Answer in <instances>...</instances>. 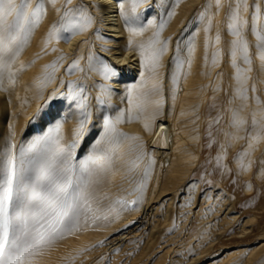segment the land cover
Returning <instances> with one entry per match:
<instances>
[{
    "label": "rangeland",
    "instance_id": "374dc122",
    "mask_svg": "<svg viewBox=\"0 0 264 264\" xmlns=\"http://www.w3.org/2000/svg\"><path fill=\"white\" fill-rule=\"evenodd\" d=\"M250 4L247 15L254 18L252 31L263 73L264 35L256 30L263 10L254 0ZM15 41H7V54ZM245 45L247 60L242 47L232 60V85L226 69L222 67L221 74L214 67L217 48L208 47V54L201 56L189 116L202 130L187 140L194 148L187 152L192 153L189 159L194 167L177 182L175 158L163 159L146 140L144 130L123 128V123L135 124L138 119L122 114L117 120L124 137L122 171L114 178L106 167L108 160H100L92 149L93 141L115 126L113 103L102 97L107 88L100 84V111L90 106L85 88L71 79L80 68L75 60L64 62L63 55L55 54L43 63V77L37 81L39 104L21 131L12 126L13 89L5 87L0 70V150L15 145L18 167L27 168L29 160L62 149L77 185L76 215L58 225L60 230L26 264H264V77L257 71L249 40ZM175 56L174 89L182 81L181 74L189 73L188 68L178 67V51ZM236 57L241 59L237 67ZM104 64L101 61V74ZM58 75L62 78L56 80L57 90L51 93L50 83ZM70 94L84 108L78 109L79 122L72 136L61 137L59 127L49 128V124L57 118L68 119L65 109L59 108L71 101ZM158 105L161 112L166 110L164 97ZM50 108L55 112L49 116ZM156 178L161 179L158 193L165 195L152 199L148 191Z\"/></svg>",
    "mask_w": 264,
    "mask_h": 264
},
{
    "label": "bare ground",
    "instance_id": "6f19581e",
    "mask_svg": "<svg viewBox=\"0 0 264 264\" xmlns=\"http://www.w3.org/2000/svg\"><path fill=\"white\" fill-rule=\"evenodd\" d=\"M250 1L230 0L227 6L226 0H220L217 7L216 0H71L70 3L68 0H31L32 6L42 5L41 18L29 32L20 34L10 54L6 53L7 41L0 46L3 84L13 89L12 126L21 131L39 104L37 81L43 77L40 73L43 63L55 54H59L58 57L63 55L62 61L75 60L80 65L71 79H74L78 86L85 88L90 106H95L97 112L100 111L97 89L100 84L106 85V94L102 97L110 99L113 103L112 118L114 116L115 126L106 131L104 136L93 141L92 149L97 157L101 156L100 160H108L106 167L111 170L114 178L122 171L124 137L119 129L125 128L130 131L144 130L146 140L157 149L163 159L175 158L176 171L173 175L176 176L174 182H177L179 177L186 175L194 167L189 159L192 153H187L190 148L192 151L194 148L190 147L187 140L198 131L201 132L202 128H196L189 113L193 111L191 99L195 91L194 85L198 83L199 69L203 61L201 56L208 54V47L217 48L219 58L214 67H219L221 74L225 68L232 85L233 41L238 39L233 34L232 26L235 23L244 44L249 40L251 52L257 62V71L262 73L256 48L257 38L253 36L252 31L254 18L253 15H247ZM254 1L263 10L256 30H261L264 35V0ZM237 10L238 22L233 20ZM158 11L161 13L159 18ZM81 13L91 17L90 26L84 30H72L73 25L81 22ZM224 13H227V17H224ZM31 18L35 20L34 16ZM149 20L154 23L150 25ZM249 23L251 27L248 33ZM161 24L164 25L162 30ZM53 27L60 31L56 36L50 37L49 33ZM65 28L68 30L65 31ZM66 32L69 33L68 36L65 35ZM157 32L158 36L155 35ZM153 40L156 41V48L166 44V49L160 53L154 69L146 59L152 53V49L147 45ZM140 45L145 46L144 57L141 56ZM239 49L240 47L236 48L235 56L239 55ZM177 51L180 54L178 67L188 68L189 73L181 74L182 81L177 85L179 87L174 89L173 74ZM235 60L237 67L241 59L236 57ZM101 61L114 70V76L105 79L104 74H101ZM262 74L264 77V71ZM58 76L50 83L48 90H51V93L53 89L57 90L56 80L62 78ZM49 95L45 97H50ZM69 97L71 101L67 106L59 108L65 109L68 119L57 118L49 124V128L53 124L59 127L61 137L72 136L71 132L75 131L79 122L80 106L76 105L73 94ZM161 97H164L167 103L163 112L158 105ZM54 112L55 110L50 108L47 114L50 116ZM97 112L95 113L98 114ZM121 114L122 117L135 115L138 120L135 124L123 123V128H119L121 121L117 120ZM100 126L99 123L95 127L98 130ZM182 148L186 151L182 152ZM160 182L161 179L156 178L153 187L148 191L150 198L156 194L159 198L165 195L157 191ZM149 204L152 205V202Z\"/></svg>",
    "mask_w": 264,
    "mask_h": 264
},
{
    "label": "snow or ice",
    "instance_id": "6c2138e0",
    "mask_svg": "<svg viewBox=\"0 0 264 264\" xmlns=\"http://www.w3.org/2000/svg\"><path fill=\"white\" fill-rule=\"evenodd\" d=\"M216 3L219 7L220 0ZM256 7L259 10V5ZM41 11L42 5L33 8L31 0H0V46L8 40L15 41L21 33L29 32L39 20ZM80 15L81 22L73 25L72 30H84L90 26L91 17ZM10 16L11 21L8 19ZM33 16L35 20L31 18ZM233 20L239 21L238 10ZM148 23L151 25L154 21L149 20ZM163 27L161 24L160 29ZM232 27L233 34L238 38L233 41V57L236 48L242 47L247 60V47L240 39L235 23ZM59 31L53 27L49 36H56ZM155 35L158 36L159 32ZM155 44L153 40L147 45L152 53L146 59L153 69L157 66L160 53L166 49V44L160 48H156ZM139 47L144 57L145 46ZM102 71L105 79L115 75L107 64L102 66ZM80 107L84 108L83 102ZM83 126L84 121L81 120L80 128ZM14 149L15 145H8L0 150V264H26L33 253L60 230L58 225H64L76 215L79 207L77 185L62 149L53 155L45 154L38 160H29L27 168L18 167Z\"/></svg>",
    "mask_w": 264,
    "mask_h": 264
}]
</instances>
